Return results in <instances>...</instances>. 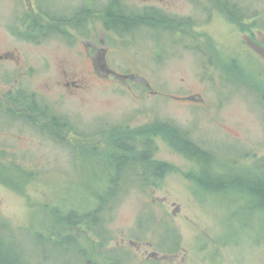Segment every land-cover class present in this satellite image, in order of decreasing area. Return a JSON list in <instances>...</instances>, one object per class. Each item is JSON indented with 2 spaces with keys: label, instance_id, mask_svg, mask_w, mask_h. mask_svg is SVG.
I'll list each match as a JSON object with an SVG mask.
<instances>
[{
  "label": "rangeland",
  "instance_id": "rangeland-1",
  "mask_svg": "<svg viewBox=\"0 0 264 264\" xmlns=\"http://www.w3.org/2000/svg\"><path fill=\"white\" fill-rule=\"evenodd\" d=\"M91 1L41 0L54 21L37 44L24 37L30 0H0V54H13L0 97L17 77L16 94L46 104L24 115L0 99V219L18 236L9 254L17 264H264V210L238 187L205 189L195 160L157 136L152 161L170 166L160 178L149 163L138 176L108 156L127 155L110 128L167 120L215 151L222 173L264 165V28L249 26L264 24V0H230L256 13L241 22L217 5L226 0H94L83 26L75 6ZM113 2L138 19L121 34ZM69 212L86 218L57 222Z\"/></svg>",
  "mask_w": 264,
  "mask_h": 264
},
{
  "label": "trees",
  "instance_id": "trees-1",
  "mask_svg": "<svg viewBox=\"0 0 264 264\" xmlns=\"http://www.w3.org/2000/svg\"><path fill=\"white\" fill-rule=\"evenodd\" d=\"M218 5H220V7L232 20L237 22L253 18L256 15L255 12H250L249 8L246 6L232 5L230 0H226V2L219 1ZM109 14L112 16V24L114 26H112V28L117 30L119 34H121L119 26H124L126 28L128 24L131 25L132 22L138 20L134 15L126 16V13L124 14L118 7H115L113 10H109ZM145 18H151L152 20L159 19L156 14L145 15ZM259 24L264 28V24L259 20L252 21L249 26L258 27ZM21 101L22 100H15V102ZM37 114L39 113L37 112ZM40 116H42V114ZM50 118L55 126L64 128L67 132L72 130V126H70L68 121L64 120L62 117L58 118L51 112ZM110 129L108 132L113 133V137L116 136V138L112 140V145L115 146L116 149L125 152L127 155L112 154L108 156L112 157L118 165L123 162L129 163V166L132 168H129L126 171L129 170L130 173L133 172L138 176L142 174L146 175L149 170L147 163H149L150 166L153 167L151 176L154 178H160L168 170H170V166L167 163L162 161L156 163L155 161H152V157L156 151L154 137H161L183 155L195 160L199 166L197 180L205 189L218 191L224 188L229 189L238 187L240 192L244 193L251 199L253 198L258 207L264 208V165H259L260 161L256 166H254V169L248 173H231L229 175L222 173L216 169L217 156L215 151L201 147L191 139L189 134L183 130L182 127L167 120H155L151 125L143 128L141 131L133 129L131 132L126 130L125 133H121V130L115 127L111 130ZM55 136H57L61 141H68L67 145L69 146H76V144L71 142L69 139H64L59 135ZM102 158H104V155ZM139 162H144L145 165H142L140 168L139 166L141 165ZM2 166L3 165L0 164L1 169ZM6 175L9 176H6V179H3L4 182H6L9 186L13 185L19 187V184L15 182L14 176H10L9 172H6ZM125 189L126 188H124V190ZM116 195L117 193H115L112 198ZM108 202L110 203V201ZM104 207L105 206H103V208ZM101 209L100 212L102 211ZM88 216L93 222H95L97 221L98 212L94 211ZM84 218H86L84 214L69 212L67 216L65 215L60 218L58 215L56 220L59 223L60 221L66 222L69 223L68 225L73 226L77 222H82ZM17 238L18 236L15 230L12 229L8 223L0 219V247H8L5 252L0 250V264H17V259L14 256L12 257V254H9L14 253L9 246H11V243L15 242V239ZM68 242L75 246V242L72 239L71 241L68 240Z\"/></svg>",
  "mask_w": 264,
  "mask_h": 264
},
{
  "label": "flooded vegetation",
  "instance_id": "flooded-vegetation-1",
  "mask_svg": "<svg viewBox=\"0 0 264 264\" xmlns=\"http://www.w3.org/2000/svg\"><path fill=\"white\" fill-rule=\"evenodd\" d=\"M40 1L41 0H30V9L32 11L31 12L32 18L29 19V25H28L29 31L27 32V36H24L28 40H31L37 44L44 43L50 38V36L52 34V23L54 21V19H53L54 17L52 16L51 12L47 11L46 8L42 10V5L40 4ZM146 1L147 2H153L155 0H146ZM158 1L164 2L165 0H158ZM99 6L100 5L98 3H96L94 0H92L88 4H84L83 2L78 3L75 6L74 17L77 20H79L84 26V20H85L84 12L85 11L93 12L92 18H94L93 16H95V14H96L94 12H97L98 10H100V9H98ZM119 6H120L119 3L113 2L112 4L109 5L108 10H110V8L114 9L115 7L119 8ZM120 8L124 9V7H120ZM125 8L127 9V7H125ZM37 14H38V16L36 17ZM147 20H148V22H152V21H150V20H152L151 18L150 19L147 18ZM139 21H143V20H139ZM28 33H29V36H28ZM67 37H71V35H67ZM10 59H13L12 53H9V52L1 53L0 54V65L2 62L8 61ZM17 81H18V78L16 77L14 83L11 84V87L7 90L6 94L9 97L8 99H2V97H0L1 100L5 101V104L7 106L16 105L15 100H18V97L20 96L23 101H21V106L17 107V112H21L22 114L24 113V115H28L31 112L30 111V108H31L33 110V114L36 115L35 114V108H40L42 106H43V108H46V104H43V103H39L37 106L36 101L29 96H23L22 97L21 94H19V93L16 94L15 83H17ZM72 84L76 85L75 83H72ZM12 103H15V104H12ZM38 113L41 115V112H38Z\"/></svg>",
  "mask_w": 264,
  "mask_h": 264
},
{
  "label": "bare ground",
  "instance_id": "bare-ground-1",
  "mask_svg": "<svg viewBox=\"0 0 264 264\" xmlns=\"http://www.w3.org/2000/svg\"><path fill=\"white\" fill-rule=\"evenodd\" d=\"M257 205V204H256ZM259 209H263L264 210V208H260V207H258Z\"/></svg>",
  "mask_w": 264,
  "mask_h": 264
}]
</instances>
